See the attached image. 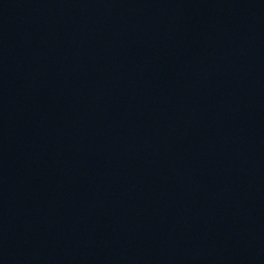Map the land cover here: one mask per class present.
Listing matches in <instances>:
<instances>
[{"label": "water", "instance_id": "obj_1", "mask_svg": "<svg viewBox=\"0 0 264 264\" xmlns=\"http://www.w3.org/2000/svg\"><path fill=\"white\" fill-rule=\"evenodd\" d=\"M0 264H264V0H0Z\"/></svg>", "mask_w": 264, "mask_h": 264}]
</instances>
